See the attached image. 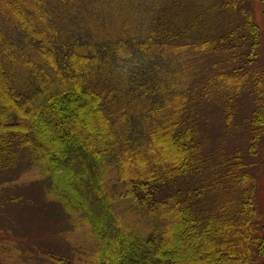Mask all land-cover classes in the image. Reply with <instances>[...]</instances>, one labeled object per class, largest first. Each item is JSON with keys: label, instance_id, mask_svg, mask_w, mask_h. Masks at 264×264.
<instances>
[{"label": "trees", "instance_id": "trees-1", "mask_svg": "<svg viewBox=\"0 0 264 264\" xmlns=\"http://www.w3.org/2000/svg\"><path fill=\"white\" fill-rule=\"evenodd\" d=\"M32 1L0 0V172L18 168L29 151L64 215L96 220L109 253L101 264H181L183 257L169 260L180 254L170 244L182 230L166 219L169 208L207 252H219L204 264H264V70L257 67L264 34L244 7L253 0H209L192 18V5L180 0H82L92 9L80 0ZM228 10L243 12L244 22L210 34L216 14ZM213 51L236 56L211 73L197 60ZM206 96L223 98V111L206 108ZM242 96L246 124L237 139L245 148L209 156L198 125L207 129L222 115L231 130ZM164 138L179 147L173 162L154 155L152 144ZM104 171L117 185L112 193ZM4 189L7 236L38 245V228L21 223L17 210L46 205ZM23 225L31 228L18 232ZM198 259L193 264H203Z\"/></svg>", "mask_w": 264, "mask_h": 264}, {"label": "rangeland", "instance_id": "rangeland-1", "mask_svg": "<svg viewBox=\"0 0 264 264\" xmlns=\"http://www.w3.org/2000/svg\"><path fill=\"white\" fill-rule=\"evenodd\" d=\"M9 1L14 2L15 0ZM47 1L49 2L50 0ZM217 1L218 0H216V2ZM180 2H185L192 5L190 14L187 16V18H192L191 15L195 10V7L198 5L200 7L201 5V9L207 11V8H210L209 4H211L212 1L180 0ZM80 4L87 8H95L94 5L85 3L82 0H80ZM244 7L247 8L249 12L254 13L255 22L264 34L263 0H253V8H251L250 5H245ZM242 13L243 12L235 13L232 10H228L227 13L223 14L222 17H219L216 14L217 18L220 19L213 23L214 25L210 34L214 36L217 35L219 37V34L224 33V30H221L222 27H224L223 29H227L230 26L239 24V22L243 23L244 17ZM92 16L94 15H91L90 17ZM184 19L185 18L183 17L181 20ZM62 29L65 31L64 26H60L61 32ZM77 30L78 29H74V31ZM210 34H208L209 36L207 37V40L212 39ZM86 39L93 41L94 37L86 36ZM195 39H197V37H195ZM225 52V55L214 51L212 53L203 54L201 58L197 60V62L201 67L206 66V69L213 73L215 69L226 68L229 64V61L234 56H236L233 51ZM260 64L261 66L257 64V67L264 70V64ZM182 82L183 84L185 83V81ZM192 88H194V86H192ZM245 94L251 95L250 92ZM245 97L246 96L241 97L239 108H237V114L234 119L236 126L232 127L231 130H224L222 115H220V117L212 115L209 118L207 129H205L203 125H198V137L202 141L204 147H206L208 150H212L206 152L209 156H214L221 149L224 152L232 153L236 151V146H239L242 149L245 148V138L240 140L237 139V137L244 135L245 132L246 120L242 115V103ZM250 98L252 99V96ZM223 101L224 99L221 97L215 96L211 98L206 96L204 104L206 108H217L223 111ZM253 108L254 106L252 101L250 114H252ZM195 119L197 121L198 117L195 116ZM225 131L230 132L231 134L226 135ZM229 145L231 146L229 147ZM152 148L155 152L154 155L156 154L159 160H169L172 162L175 161L177 152H179L178 145L169 140V138H164L162 142L153 143ZM29 157L30 153L28 151L26 156L23 155L21 158L18 168H8L0 172V200L10 194L5 192L4 188H7L11 185L21 195H31L32 193L37 196V199H39L41 203L49 206L46 208V206L39 205V208L36 205L31 204L30 206H27L25 203L24 206H20V208L17 210V217L21 223L26 224L25 222L27 221L30 222L33 227L38 228V237L36 238L38 245H27L25 243V239H23L21 236L22 234H20V239L11 233V237L7 236L5 226L9 224V220L6 219L3 221L0 218V264H101L103 257H105L106 254L109 255V253L105 252L104 246H101L98 243L97 230L96 227H93L96 225V220L92 216L88 217L85 212L81 213V218L75 216L71 217L68 214L65 216L63 208L61 207V200L56 196V191L54 189L50 191L51 188H48L46 184L48 182L46 181L45 183L42 181L36 167L33 165ZM104 172L105 174L102 175L105 177L104 185L106 189L111 190L112 193L117 185L114 183L111 173L109 171ZM58 175L61 176L60 173ZM64 177L66 181H69L72 178L70 174H67ZM58 182L61 183V179H58ZM168 191L170 190L168 189ZM2 193L4 195H2ZM10 198H13V196H10ZM118 198L120 197L118 196ZM65 199L66 198H63L64 202ZM122 201L125 203L123 199ZM11 208L12 207H9V209ZM26 208V213H28V215H32V217L26 218L25 213L23 212ZM168 210L169 211L167 215L164 214L166 219L172 222H177L182 227V230L177 233L176 238H171L172 244H170L171 247L175 245L176 250H181L180 254L178 255L179 251H177V257L173 256L169 260L183 257L181 264H193V259L196 260V258L198 259L199 257L198 260L202 261L204 264L206 262L212 261L214 256L217 258L220 257L219 252H207L210 251L209 246L201 242V237L199 239V237L193 231H188L187 225H185V223L180 220L179 211L176 212L172 208H169ZM78 220H80V222L76 223ZM138 220L142 219L137 217V221ZM142 222L149 223L147 219H143ZM28 228H31V226H19L17 227V231H27ZM49 228H54L55 233L50 234ZM150 230L149 224L140 227V231L143 235L149 233ZM213 240L216 241V239ZM170 250L172 249H167L168 252H170ZM173 250L171 251V254L174 253ZM52 254H55L59 257H54L55 259L53 260V257H48ZM217 260L215 263H218Z\"/></svg>", "mask_w": 264, "mask_h": 264}]
</instances>
